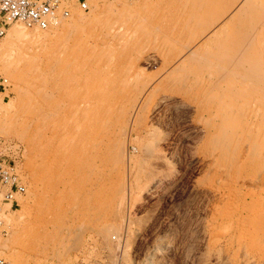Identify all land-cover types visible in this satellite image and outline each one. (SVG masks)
Listing matches in <instances>:
<instances>
[{"label":"rangeland","instance_id":"rangeland-1","mask_svg":"<svg viewBox=\"0 0 264 264\" xmlns=\"http://www.w3.org/2000/svg\"><path fill=\"white\" fill-rule=\"evenodd\" d=\"M60 1L67 19L48 30L13 23L0 38V161L15 167L25 187L8 202L0 184V258L9 264H264L239 235L228 238L229 221L217 217L243 181H220L208 160L212 133L202 108L211 96L190 97L189 108L161 100L173 87L183 93L180 79L201 74L202 64L174 71L139 118L121 122V96L128 102L155 82L185 43L160 26L174 18L169 0H87V10L77 0ZM249 9L230 33L239 22L251 24L250 12L264 24V0ZM194 27L189 41L204 23ZM260 42L264 63V25ZM53 132L57 139L50 141ZM216 251L222 258L211 257Z\"/></svg>","mask_w":264,"mask_h":264},{"label":"bare ground","instance_id":"bare-ground-1","mask_svg":"<svg viewBox=\"0 0 264 264\" xmlns=\"http://www.w3.org/2000/svg\"><path fill=\"white\" fill-rule=\"evenodd\" d=\"M164 1L166 2V0ZM252 1L254 0H169L170 5L168 4V11L170 16L172 15L174 18L171 19L170 23H160V26L162 25L163 31L167 32V36L171 31L175 35L173 38L185 41L184 44H182L181 41H179L180 43L177 42L179 45L182 44V50H179V53L174 55L175 57L173 55V57L171 56L172 59L169 60L168 63L170 68L166 67L167 69L160 74V77L155 82L145 84L143 87L137 90L133 97L130 95L132 98H129L130 100L128 102V98L126 96H121L120 101L122 103V110L119 111L121 112V122H125L127 125H130V122H132L134 118L137 119L140 117L139 114L141 113L142 109L154 96V94L159 92L160 88L163 87L165 80L167 83L171 79H169V77H172L171 75H175L174 71L177 72L178 70L179 72V70H184V72H186L193 66H199L206 63L203 67L202 65L199 66L200 69L197 68L199 71L202 70L201 68H205L201 74H198L195 77L192 76V78H187L185 81H183V77L180 79L183 82L182 85L185 87L183 93L180 91V93H178L177 90L172 92L173 88L175 89L173 85V88L171 89L172 91L169 89L171 92L167 91L169 94L163 95L161 100L164 102L171 101L173 108H186V106L189 108V106L193 107V105H191L189 102L191 99L190 97H195L202 92L205 94V96L207 94L211 96L208 97V100L212 98V100L209 102L210 105L208 103L207 105L209 106L206 108L201 107L207 114V119L203 125L206 127L207 132L209 129L212 133L213 145L208 160H211L214 164H216L215 176H218L217 178H219L220 181L227 179V181L230 180V183L234 181L233 184H235V182L237 183L239 179L243 181V185L241 186L242 188L238 187L240 189L236 190L237 192L233 190V192L235 191V194H231L230 197L228 195L229 200L227 201L226 197V203L224 202V205L220 206V209L218 207L219 216L217 217L223 221H229V225H227L226 230H224L227 232L226 236L228 238L234 239L236 234L239 235V240L242 243L241 245L244 246V243L248 242L247 245L249 244L251 251H258L259 258H264V63L261 57L263 47L262 43L260 42L262 25H264L261 23L263 17H260L261 15L258 16L261 19L258 20L257 15L259 13L255 12L257 15H251L250 12L249 21H251V24L244 25L243 23L242 25L244 26H240L241 22H239V28L237 26V29L233 30L231 33L229 28L233 21H235L240 16L242 17V15L246 13ZM164 5L167 7V4L164 3ZM248 11L251 10L249 9ZM245 16L246 15L244 14L242 18ZM166 18H168V16ZM257 21L258 24L256 23ZM200 23H204L201 34L199 36L197 35L198 37L195 40H193V37L192 39L190 37V39L193 41H189V33L192 30V27L197 26ZM245 24H247V22ZM199 29H201V27ZM193 31L192 32L195 33V29H193ZM18 32L20 31H15L17 34ZM22 33L23 32L20 34ZM193 35L196 36V33ZM42 37L43 35H39L37 41L40 42L43 39ZM169 38H171V36ZM173 38H171V41L176 42L173 40ZM179 45H177L176 48H179ZM211 59L212 61L209 65L207 61L210 62ZM206 65L207 67H205ZM177 75L178 74H176V76ZM176 76H174L173 79L177 78ZM167 79L169 80L167 81ZM182 85L179 86L181 87ZM177 88L179 89V87ZM108 101L110 102V100ZM197 101H194L195 108L198 107ZM99 107L100 106H98V108ZM109 110H111V108H108L107 112H109ZM198 114H200V112ZM100 123L101 122H99V124ZM90 124L93 125L92 122ZM94 124L97 126L98 123L96 124L94 122ZM97 127H100L102 130L104 126L101 127L98 125ZM87 128L89 131L90 126H87ZM91 130H93V127L90 128V132ZM55 136L56 134L53 132L52 137L49 140L52 141L56 138ZM50 146H52V144ZM82 147L81 149L79 148L81 152L85 151L86 149V147ZM57 164L61 166V163ZM78 169L80 171V168ZM237 186L235 185V187ZM244 188H248V190L244 191ZM260 200H262L263 205L261 208H258L257 204L258 201L260 203ZM229 244L232 245L231 243ZM247 245L244 246V249L248 247ZM244 252L246 253V251ZM238 253L239 252H236V254ZM240 253L243 252L241 251ZM226 254L225 256H227ZM211 257L222 258L218 252Z\"/></svg>","mask_w":264,"mask_h":264},{"label":"built area","instance_id":"built-area-1","mask_svg":"<svg viewBox=\"0 0 264 264\" xmlns=\"http://www.w3.org/2000/svg\"><path fill=\"white\" fill-rule=\"evenodd\" d=\"M77 2L83 10L88 9L87 0ZM69 16V10L63 8L60 0H0V38L5 36L13 23L48 30L55 26L57 21L67 19ZM2 79L0 76V87L5 83ZM0 184L7 188L4 200L8 202L13 200L16 194L25 192V187L15 173V167L6 161H0ZM0 264L9 263L0 258Z\"/></svg>","mask_w":264,"mask_h":264}]
</instances>
